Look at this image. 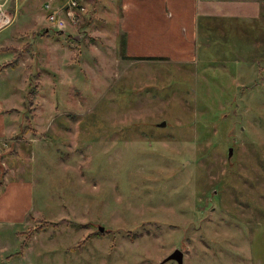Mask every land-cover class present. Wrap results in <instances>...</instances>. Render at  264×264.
Masks as SVG:
<instances>
[{"label": "rangeland", "instance_id": "374dc122", "mask_svg": "<svg viewBox=\"0 0 264 264\" xmlns=\"http://www.w3.org/2000/svg\"><path fill=\"white\" fill-rule=\"evenodd\" d=\"M47 1L0 26V66L30 43L0 74V264H264V0L192 59L128 58L92 4L59 34Z\"/></svg>", "mask_w": 264, "mask_h": 264}, {"label": "crops", "instance_id": "0c3cea01", "mask_svg": "<svg viewBox=\"0 0 264 264\" xmlns=\"http://www.w3.org/2000/svg\"><path fill=\"white\" fill-rule=\"evenodd\" d=\"M90 5L88 16L93 9ZM94 5L110 13L117 23L119 46L130 54L127 56L163 59H192L199 16L256 18L261 8L259 0H94ZM8 33L4 28L0 37L7 38ZM2 98L0 141L9 137L7 118L11 113L9 101Z\"/></svg>", "mask_w": 264, "mask_h": 264}, {"label": "built area", "instance_id": "2783aa9c", "mask_svg": "<svg viewBox=\"0 0 264 264\" xmlns=\"http://www.w3.org/2000/svg\"><path fill=\"white\" fill-rule=\"evenodd\" d=\"M58 2V1H55ZM94 0H61L58 5L47 1L43 4V9L47 12V21L57 30H62L69 25L75 26L88 11V4ZM8 0H0V26L3 28L11 24L14 20V14L8 10Z\"/></svg>", "mask_w": 264, "mask_h": 264}, {"label": "trees", "instance_id": "16d2710c", "mask_svg": "<svg viewBox=\"0 0 264 264\" xmlns=\"http://www.w3.org/2000/svg\"><path fill=\"white\" fill-rule=\"evenodd\" d=\"M229 19H235V17L199 16L198 17V25H200L199 26V30H201L203 32L214 31L215 28L218 27V26L216 27V25L214 24V21H217V23H220V24H226L225 20H229ZM254 20H256V19H254ZM253 29L251 30V33H254V31H258L255 28H253ZM56 32L61 34L62 30H56ZM35 34L36 33H34V32L32 33V35H35ZM39 34L47 35L48 34V30H46V28H44L42 30V32H39ZM29 46H30V43H25L21 47H14V46L3 47L4 50L16 51V54L13 56L12 61L5 62L4 64H2L0 66V72L3 69H5V68H14L17 65V63L19 62V60L22 58L23 52L26 51L29 48ZM259 48H264V47L263 46L258 47L257 51L259 50ZM122 51L125 52V48H122ZM262 51H261V53H263ZM227 55H231V54H227ZM227 55H226V57H227ZM128 58H131V59H163V58L137 57V56H128ZM53 224H55V223H53ZM42 229H43V227L41 225H37L36 227L29 228V230L27 231L26 234L22 233L24 238H23L22 242L19 245V250L16 251L15 253H13L12 255L13 256L17 255L16 253L21 254L23 249L26 248L28 240L31 239L34 234L39 233Z\"/></svg>", "mask_w": 264, "mask_h": 264}, {"label": "water", "instance_id": "95a60500", "mask_svg": "<svg viewBox=\"0 0 264 264\" xmlns=\"http://www.w3.org/2000/svg\"><path fill=\"white\" fill-rule=\"evenodd\" d=\"M158 125H164V122H160ZM231 153V148H229L228 155ZM99 230L102 231L103 227L99 226ZM169 259H175L178 264H182V252L179 249H174L172 253L164 259V261L169 260Z\"/></svg>", "mask_w": 264, "mask_h": 264}]
</instances>
